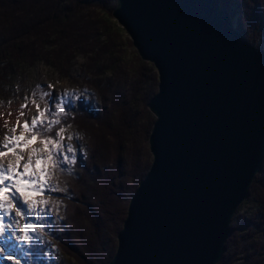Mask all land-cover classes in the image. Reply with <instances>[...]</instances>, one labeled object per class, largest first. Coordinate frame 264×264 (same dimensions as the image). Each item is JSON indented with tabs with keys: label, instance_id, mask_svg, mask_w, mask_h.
I'll list each match as a JSON object with an SVG mask.
<instances>
[{
	"label": "water",
	"instance_id": "95a60500",
	"mask_svg": "<svg viewBox=\"0 0 264 264\" xmlns=\"http://www.w3.org/2000/svg\"><path fill=\"white\" fill-rule=\"evenodd\" d=\"M158 74L150 167L108 264H217L264 158V48L220 0H115Z\"/></svg>",
	"mask_w": 264,
	"mask_h": 264
},
{
	"label": "trees",
	"instance_id": "16d2710c",
	"mask_svg": "<svg viewBox=\"0 0 264 264\" xmlns=\"http://www.w3.org/2000/svg\"><path fill=\"white\" fill-rule=\"evenodd\" d=\"M220 3L242 35L264 48V0ZM114 6L115 0H0V94L20 64L43 62L67 74L77 56L85 59L80 82L73 81L75 95L55 116L65 130L79 133L69 141L76 162L54 170L53 183L65 190L45 198L53 203L39 221L44 241L27 252L24 264H108L129 200L150 167L155 117L148 102L157 77L131 42L128 55L112 20ZM248 202L254 207L241 212ZM231 229L218 264H264V158Z\"/></svg>",
	"mask_w": 264,
	"mask_h": 264
},
{
	"label": "snow or ice",
	"instance_id": "6c2138e0",
	"mask_svg": "<svg viewBox=\"0 0 264 264\" xmlns=\"http://www.w3.org/2000/svg\"><path fill=\"white\" fill-rule=\"evenodd\" d=\"M39 87V86H37ZM48 87H52L49 85ZM48 92L41 93V98L50 96ZM75 93L65 90L64 97L53 110L50 107L41 108L39 104H34L36 115L30 120L25 119L22 124L23 132L15 135L17 127L20 125V117L25 115L24 109L28 108V97H25V103L21 104L19 115L17 116V125L11 128L13 135L11 137L5 134V141L0 145V158L6 155L4 149L9 153L15 154V163L5 164L0 159V245H10L12 249L23 250L26 254L34 246L44 241L42 233L45 232L44 223L27 222L21 224V219L35 216L40 220L43 215L51 211L50 205L53 203L47 199H37L34 196L41 195L48 191H64L52 181V176L56 168L62 164H75L77 149L66 140H72L79 137V133L65 136V128L61 120L56 119L62 113H65V105L68 97H73ZM35 96V93H33ZM81 97H76L80 99ZM86 99V97H84ZM0 115H3L0 113ZM11 115V113H9ZM8 122H4L7 128ZM59 126L53 132V127ZM24 133H31L26 137ZM48 133H52L49 135ZM40 140L43 148L31 147L27 159L23 155V149L31 145L32 141ZM23 161V163H22ZM71 171V169H68ZM10 189L11 191H7ZM15 217L11 222L6 221V217ZM14 229H20V232ZM13 238L17 243H13ZM9 249L0 246V259L12 262V264H21V260L14 255L8 254Z\"/></svg>",
	"mask_w": 264,
	"mask_h": 264
},
{
	"label": "rangeland",
	"instance_id": "374dc122",
	"mask_svg": "<svg viewBox=\"0 0 264 264\" xmlns=\"http://www.w3.org/2000/svg\"><path fill=\"white\" fill-rule=\"evenodd\" d=\"M112 20L116 22L119 28H121L120 38L123 41L125 48L127 49L128 55L131 56V48L128 42H131L132 44V41L129 35L124 30V28H122L118 24V22L115 20L113 16H112ZM133 48L135 49L134 46ZM84 61L85 59L82 56L80 55L77 56V58L75 59L74 66L70 69V71L67 74H60L54 68L43 62H37L32 67L20 64L17 67L16 72L12 75L9 81L7 91L5 93L0 94V113L3 112L7 114L11 113L12 112L11 109L14 106L25 103L26 96L28 97L29 107L24 109L25 112L24 116L27 115L28 118H31L32 116L36 115V108L34 104H39L41 108L50 107L51 109L54 110L56 108V105L60 102L61 98L64 97L65 90L73 93L75 92V84L73 83V81L78 80L77 82H80V74H81L80 65L83 64ZM153 75L157 77V84H158V74L155 67H154ZM49 85H51L52 87H48ZM43 92H48L51 95L45 98H41V93ZM33 93H35V96H33ZM69 98L71 97H68L67 100ZM24 116L23 119L26 118ZM21 130L23 132L22 125H21ZM4 132H6L7 134L9 132L8 136L11 133L8 130H5ZM4 132L3 133L0 132V141L2 139L5 140L6 133ZM73 134L74 132L71 129H66L64 133L65 136L73 135ZM24 135L28 137L31 135V133H24ZM69 141L70 140H66L65 142L69 143ZM32 143H35V145L37 144L34 147L38 149L43 148V144L40 142V140L32 141ZM48 194L49 191L45 190L43 194L34 196V198L45 199L48 196ZM253 207H254L253 204L248 202L242 207L241 212L249 213V211ZM40 220H37L35 216H32L26 219H21V224L27 222L40 223L39 222ZM19 230L20 229H18L17 232L21 231ZM262 240L264 241V235L262 236ZM13 243L18 244V242H16L14 238H13ZM6 247L9 249L8 254L14 255L17 259L21 260L22 264H24V257L26 256V253L23 250H20L19 247L17 249H12L10 245ZM71 260L73 261V259ZM0 264H12V262L6 261L4 259H0Z\"/></svg>",
	"mask_w": 264,
	"mask_h": 264
},
{
	"label": "bare ground",
	"instance_id": "6f19581e",
	"mask_svg": "<svg viewBox=\"0 0 264 264\" xmlns=\"http://www.w3.org/2000/svg\"><path fill=\"white\" fill-rule=\"evenodd\" d=\"M19 106H20V104L14 106L11 109L12 110L11 115H9V113L8 114L7 113H4V112L2 113L3 115L0 116V130H1L0 132L3 133L5 130H8V131L11 132V128L13 126H16L17 125V119L16 118L19 115V111H20V107ZM24 117H26L25 119L30 120V118H28L27 115L24 116ZM25 119H23V117H20V125L23 124V121ZM5 121L8 122L7 128L4 127V122ZM6 132H4V133H6ZM21 133H22L21 127H17V131H16L15 135H20ZM8 134H9V132H8ZM12 135H13V133L11 132L10 135H9V137H11ZM4 143H8V142H6L5 140L2 139L0 141V145H2ZM36 145H35V143H31V145H29L27 148H24L23 149V155H24L25 159H27L31 147H34ZM4 151L6 152V155L4 157L0 158V159H2L5 164H8L9 162H11V163L14 164L15 163V159H16L14 152L13 153H9L6 148L4 149ZM22 163H23V161H22ZM7 191H11V190L10 189H6V192ZM12 219H20V218L19 217H15L14 212H13V216L12 217H6V221L7 222H11ZM14 230L15 231H18V229H14ZM0 246H5L6 247L8 245H0Z\"/></svg>",
	"mask_w": 264,
	"mask_h": 264
}]
</instances>
